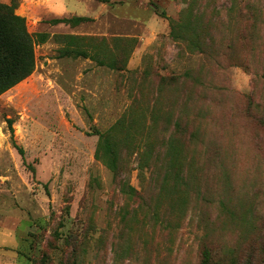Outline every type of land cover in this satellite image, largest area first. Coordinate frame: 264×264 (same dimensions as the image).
<instances>
[{
  "label": "rangeland",
  "instance_id": "374dc122",
  "mask_svg": "<svg viewBox=\"0 0 264 264\" xmlns=\"http://www.w3.org/2000/svg\"><path fill=\"white\" fill-rule=\"evenodd\" d=\"M12 1L47 40L0 96V264H264V0Z\"/></svg>",
  "mask_w": 264,
  "mask_h": 264
},
{
  "label": "trees",
  "instance_id": "16d2710c",
  "mask_svg": "<svg viewBox=\"0 0 264 264\" xmlns=\"http://www.w3.org/2000/svg\"><path fill=\"white\" fill-rule=\"evenodd\" d=\"M100 2H109L110 0H98ZM17 3L12 1L11 3H1L0 2V96L28 78L35 70L36 67V56H35V45L45 43L47 40V35L45 33H38L36 35L31 34L28 31L26 21L23 17L15 13ZM246 10H253V5H245ZM240 15L243 14V9L241 6L236 11ZM86 17H73V18H59L53 20V23H65L77 25L81 22L87 21ZM187 28L189 31V26L186 24H181L177 26H172V36L174 38L187 40L186 36L179 35V32ZM188 33V32H187ZM186 32L182 34L187 35ZM63 56H71V53H62ZM79 56L88 57L84 52H77ZM120 59V57H122ZM111 62L108 63L109 67L113 69L122 70L125 68L128 61L127 53H123L116 56ZM101 63L102 60H100ZM121 63V65L119 64ZM179 126V123H177ZM8 126L13 134L12 121L8 120ZM127 131L124 118H120L107 132L100 135L99 138V148L103 150L104 157L106 159L107 165L110 167L114 173L119 171V146L124 140L131 142L130 138L132 136L131 129L132 126H128ZM125 133V138L123 134ZM175 143H169L167 147L168 164L173 172L179 173L181 163V151L183 147L179 144L177 138L173 139ZM17 147V145H15ZM19 148V147H17ZM20 152L23 150L21 148ZM172 175L166 172V177ZM131 188V187H130ZM132 189V188H131ZM202 260L200 264H210L211 263V253L209 249L203 252ZM45 264V261L42 262ZM246 264H252L251 261H246Z\"/></svg>",
  "mask_w": 264,
  "mask_h": 264
}]
</instances>
